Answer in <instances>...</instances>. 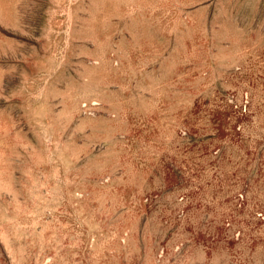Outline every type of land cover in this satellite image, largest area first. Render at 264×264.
Wrapping results in <instances>:
<instances>
[{
	"label": "rangeland",
	"instance_id": "1",
	"mask_svg": "<svg viewBox=\"0 0 264 264\" xmlns=\"http://www.w3.org/2000/svg\"><path fill=\"white\" fill-rule=\"evenodd\" d=\"M0 264H264V0H0Z\"/></svg>",
	"mask_w": 264,
	"mask_h": 264
}]
</instances>
